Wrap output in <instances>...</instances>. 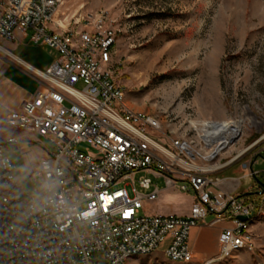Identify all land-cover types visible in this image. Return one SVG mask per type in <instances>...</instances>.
I'll return each instance as SVG.
<instances>
[{
	"label": "built area",
	"instance_id": "built-area-1",
	"mask_svg": "<svg viewBox=\"0 0 264 264\" xmlns=\"http://www.w3.org/2000/svg\"><path fill=\"white\" fill-rule=\"evenodd\" d=\"M63 6L64 0H0L1 39L31 32L32 44L58 53L47 72L36 73L46 87L1 123L13 134H0V264H125V252L157 251L167 240L163 254L194 261L192 230L223 224L219 256L233 246L253 251L241 218L256 211L254 204L211 189L218 183L211 176L240 160L219 163V151L241 128L234 124L220 148L197 151L165 133L156 117L125 113V90L111 68L116 20L108 10L58 19ZM24 149L32 152L30 179L39 181L30 192L10 156ZM243 168L245 179L259 174L252 162ZM153 179L166 190L191 192L189 215L144 212L164 191Z\"/></svg>",
	"mask_w": 264,
	"mask_h": 264
},
{
	"label": "rangeland",
	"instance_id": "rangeland-1",
	"mask_svg": "<svg viewBox=\"0 0 264 264\" xmlns=\"http://www.w3.org/2000/svg\"><path fill=\"white\" fill-rule=\"evenodd\" d=\"M98 10H108L116 20L119 33L111 68L131 111L156 117L165 133L198 147L213 143V135L226 123H241V136L219 156V163L239 157L224 170L243 171L244 163L258 159L252 169L264 173V0H64L59 18ZM43 143L53 151L50 142ZM10 156L30 192L38 179L27 177L20 152ZM257 176L261 182L257 180L253 193L246 195L256 209L254 250L190 264H264V176ZM243 179V190L253 184ZM155 186L165 189L163 180L153 179ZM192 198L191 192L170 190L144 212L184 216ZM205 231L209 245L215 246L219 227ZM168 245L129 263L177 264L163 256Z\"/></svg>",
	"mask_w": 264,
	"mask_h": 264
},
{
	"label": "crops",
	"instance_id": "crops-1",
	"mask_svg": "<svg viewBox=\"0 0 264 264\" xmlns=\"http://www.w3.org/2000/svg\"><path fill=\"white\" fill-rule=\"evenodd\" d=\"M30 35L31 32H17V40L14 42L4 41L0 38L1 135L13 134L12 131L4 129L1 125L5 117L10 113L21 111L25 103L31 100L37 91L42 90L46 87V84L37 77L36 73L47 72L58 59V53L56 51L46 46L32 44L30 42ZM16 60L18 61V63L16 62ZM31 153L32 152L29 149H24L23 152L20 153V157H22L23 159L26 175L28 178H30L28 173V162L30 160V156H32ZM235 159H239V157ZM257 160L258 159L252 162V168ZM257 173H259L260 176H264V173ZM243 174L244 173L241 167H239L238 169L230 168L223 170L213 177V179L218 180V183L217 186L212 187L211 189H220L227 193H234L237 196H245L251 194L253 193L252 191L255 186V182L258 183V181L256 180V178L251 179L253 181V184L249 185L243 190ZM169 191L170 190L164 189L160 199H162V197ZM193 202L194 199L192 198L191 207L193 205ZM189 213L184 216L189 215ZM227 226V224L219 226L220 234L215 246L209 245L208 239L206 237V228H196L192 230L190 242L192 251L194 253V261L198 260L205 263L207 261H214L220 257V236L223 229ZM169 241L170 240H167L166 242H168L169 244ZM132 262L133 260L130 261V263Z\"/></svg>",
	"mask_w": 264,
	"mask_h": 264
},
{
	"label": "bare ground",
	"instance_id": "bare-ground-1",
	"mask_svg": "<svg viewBox=\"0 0 264 264\" xmlns=\"http://www.w3.org/2000/svg\"><path fill=\"white\" fill-rule=\"evenodd\" d=\"M127 105L128 104H127L126 96H125V94H122V108L125 109V113L131 114V115H138V113H142V112L131 111L127 107ZM144 115H147V119H154V117L149 115V114L144 113ZM234 124L236 125V127L241 128V123H232V122L226 123V125L221 129L220 132H218V133L213 135L212 140L214 142L213 143L209 142L208 145H206L204 147H198L193 141H189V140L184 139V138H182V139L181 138H177V139L180 140L181 142H186L188 147H193L197 151H214L215 149L220 148V146H222L226 142V138H228L230 136L231 129H233ZM240 136H241V133H240V135L238 137H240ZM232 142H229L227 144V146H224L223 149L221 151H219V156H221V154L224 152V150H226L227 148H229V146H231L230 144ZM246 219H247L246 220V227L251 228L252 224H253V222L255 220V216H253V213H252V214H250V216H247ZM240 250H247L248 251V247L233 246V248L230 249V251L225 252V254L223 256H220L216 260H223L225 258H228L233 253H235L237 251H240ZM155 252H156L155 250L127 251V252H125V264H129V262L132 259H134V258H137V257H140V256H148V255H151V254H153ZM164 256L167 259H169L171 262H174V263H177V264H190V263L194 262V261H188V259H182V258L168 256L166 254H164Z\"/></svg>",
	"mask_w": 264,
	"mask_h": 264
},
{
	"label": "snow or ice",
	"instance_id": "snow-or-ice-1",
	"mask_svg": "<svg viewBox=\"0 0 264 264\" xmlns=\"http://www.w3.org/2000/svg\"><path fill=\"white\" fill-rule=\"evenodd\" d=\"M102 200H103V197L101 198ZM105 210H107V208H105ZM129 213L128 212H126L125 213V216H127ZM237 243H239V242H237Z\"/></svg>",
	"mask_w": 264,
	"mask_h": 264
},
{
	"label": "trees",
	"instance_id": "trees-1",
	"mask_svg": "<svg viewBox=\"0 0 264 264\" xmlns=\"http://www.w3.org/2000/svg\"><path fill=\"white\" fill-rule=\"evenodd\" d=\"M256 180H259L260 181V179H259V177L258 176H256ZM261 182V181H260Z\"/></svg>",
	"mask_w": 264,
	"mask_h": 264
},
{
	"label": "water",
	"instance_id": "water-1",
	"mask_svg": "<svg viewBox=\"0 0 264 264\" xmlns=\"http://www.w3.org/2000/svg\"><path fill=\"white\" fill-rule=\"evenodd\" d=\"M241 220L246 221L247 219L246 218H241Z\"/></svg>",
	"mask_w": 264,
	"mask_h": 264
}]
</instances>
